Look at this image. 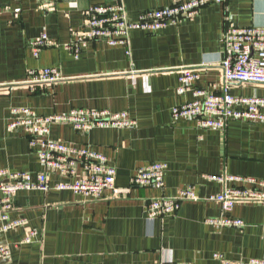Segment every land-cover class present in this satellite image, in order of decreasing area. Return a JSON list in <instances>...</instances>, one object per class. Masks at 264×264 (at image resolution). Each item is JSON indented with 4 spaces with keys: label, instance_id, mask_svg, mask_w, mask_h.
<instances>
[{
    "label": "crops",
    "instance_id": "crops-1",
    "mask_svg": "<svg viewBox=\"0 0 264 264\" xmlns=\"http://www.w3.org/2000/svg\"><path fill=\"white\" fill-rule=\"evenodd\" d=\"M111 4H122L136 20L143 12L168 6L169 0H0V170L33 178L43 171L28 138L7 129L14 108L43 117L73 109L125 112L135 121L132 129L86 134L69 124L50 126L51 140L104 155L121 194L113 198L106 192L93 200L69 190L17 193L9 218L26 224L0 238L10 248L5 264H219L214 254L233 262L264 260V202H237L223 214L210 196L252 185L208 178L264 181V123L229 121L223 130H201L171 115L174 107L193 99L189 92H176L183 68L198 74L195 89L221 92L223 17L228 14L239 28L263 27L264 0L208 4L194 21L182 18L155 33L134 30L129 48L91 42L74 57L65 46L86 38L88 8ZM41 35L47 44L34 57L29 43ZM46 68L56 69L62 80L32 89L28 72ZM228 92L264 98V85L232 83ZM152 163L167 166L163 189L130 186L136 170ZM69 182L58 174L48 176L50 186ZM185 188L199 200L147 218L150 200L172 198ZM223 215L245 226L215 229L206 222ZM28 229L37 235L22 244Z\"/></svg>",
    "mask_w": 264,
    "mask_h": 264
},
{
    "label": "built area",
    "instance_id": "built-area-1",
    "mask_svg": "<svg viewBox=\"0 0 264 264\" xmlns=\"http://www.w3.org/2000/svg\"><path fill=\"white\" fill-rule=\"evenodd\" d=\"M225 0H169V5L140 14L136 20L128 17L122 4L95 5L88 8L86 38L76 40L65 46L74 57H77L88 43L104 42L108 46L129 48L130 34L134 30L155 33L169 25H176L182 18L194 21L200 9L208 4H223ZM223 57L220 67L223 71L224 86L218 94H210L195 89L194 83L198 74L193 69L183 68L179 71L177 94L189 92L192 101L172 109L174 120L184 119L195 123L201 130H223L229 121H245L264 123V98L235 97L229 94L232 83L264 85V26L239 28L231 23L228 14L223 17ZM47 44V36L29 43L32 55L38 57L41 49ZM129 54L128 51H126ZM28 85L53 84L62 80L56 69H41L28 72ZM7 125L9 131H21L27 138L30 148L34 149L43 171L34 178L24 172H8L0 170V238L7 232L24 226V219L10 220L13 210V198L19 192L49 190H69L74 194L100 199L106 192L113 198L121 194L115 187V169L109 165L107 158L97 152L67 146L49 138L50 126L53 124H69L81 134L93 129H132L135 121L125 112L73 109L67 113L50 116H38L28 108H14ZM82 170L78 174L77 169ZM167 166L163 163H152L136 170L130 178V186L136 188H152L161 190ZM58 174L71 178V182L48 184V176ZM210 180L220 182H245L250 188L231 187L223 192L210 196L209 200L220 204L223 214L232 210L237 202H264V181L252 178H241L231 175L209 176ZM191 188L179 190L172 198L152 199L147 206V218L153 220L166 214L175 213L182 202L198 201ZM206 222L215 229H242V220L223 215L218 219ZM264 231V226L262 227ZM37 235L28 229L22 244L30 243ZM10 258V248L0 243V264ZM219 264H264V260L250 259L247 262H233L222 255L214 254ZM159 264H188L163 260Z\"/></svg>",
    "mask_w": 264,
    "mask_h": 264
},
{
    "label": "water",
    "instance_id": "water-1",
    "mask_svg": "<svg viewBox=\"0 0 264 264\" xmlns=\"http://www.w3.org/2000/svg\"><path fill=\"white\" fill-rule=\"evenodd\" d=\"M6 263V261L5 262H2L1 264H5Z\"/></svg>",
    "mask_w": 264,
    "mask_h": 264
}]
</instances>
